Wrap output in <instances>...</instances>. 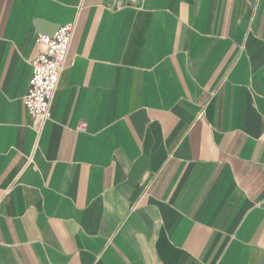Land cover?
<instances>
[{
  "label": "crops",
  "instance_id": "obj_1",
  "mask_svg": "<svg viewBox=\"0 0 264 264\" xmlns=\"http://www.w3.org/2000/svg\"><path fill=\"white\" fill-rule=\"evenodd\" d=\"M0 264H264V0H0Z\"/></svg>",
  "mask_w": 264,
  "mask_h": 264
},
{
  "label": "built area",
  "instance_id": "obj_2",
  "mask_svg": "<svg viewBox=\"0 0 264 264\" xmlns=\"http://www.w3.org/2000/svg\"><path fill=\"white\" fill-rule=\"evenodd\" d=\"M75 28L76 21H72L60 26L50 37L38 34L35 38L39 52L31 62V78L22 104L33 120L37 134L51 120L52 100L67 64ZM78 129L83 132L85 124Z\"/></svg>",
  "mask_w": 264,
  "mask_h": 264
}]
</instances>
